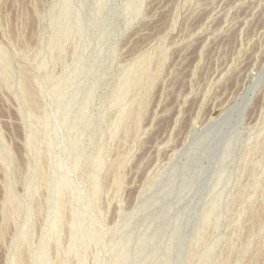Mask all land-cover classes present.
<instances>
[{
  "label": "rangeland",
  "instance_id": "1",
  "mask_svg": "<svg viewBox=\"0 0 264 264\" xmlns=\"http://www.w3.org/2000/svg\"><path fill=\"white\" fill-rule=\"evenodd\" d=\"M0 264H264V0H0Z\"/></svg>",
  "mask_w": 264,
  "mask_h": 264
},
{
  "label": "water",
  "instance_id": "2",
  "mask_svg": "<svg viewBox=\"0 0 264 264\" xmlns=\"http://www.w3.org/2000/svg\"><path fill=\"white\" fill-rule=\"evenodd\" d=\"M248 95V94H247ZM247 100H248V97H247ZM247 100L245 101V104L247 103ZM232 113L228 112V113H225L223 116H221L217 121H212L211 124H210V127H214L220 123H222L228 116H230ZM236 116H237V119L239 120V114H240V109L236 111Z\"/></svg>",
  "mask_w": 264,
  "mask_h": 264
},
{
  "label": "bare ground",
  "instance_id": "3",
  "mask_svg": "<svg viewBox=\"0 0 264 264\" xmlns=\"http://www.w3.org/2000/svg\"><path fill=\"white\" fill-rule=\"evenodd\" d=\"M242 105H243V104H242ZM242 107H243V106H241L240 108H242ZM236 108H237V107H236ZM241 110H242V109H241ZM241 110H240V111H241ZM240 116H241V115H240ZM240 120H241V119H240Z\"/></svg>",
  "mask_w": 264,
  "mask_h": 264
}]
</instances>
